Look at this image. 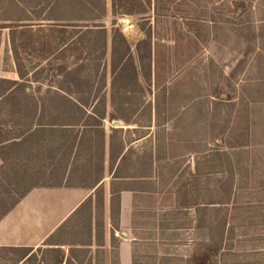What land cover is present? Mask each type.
I'll use <instances>...</instances> for the list:
<instances>
[{
	"label": "rangeland",
	"instance_id": "374dc122",
	"mask_svg": "<svg viewBox=\"0 0 264 264\" xmlns=\"http://www.w3.org/2000/svg\"><path fill=\"white\" fill-rule=\"evenodd\" d=\"M54 1L0 0V77L19 80L12 32L17 42L32 38L31 50L23 46L15 52L36 94L61 86L66 89L67 70L63 66H70L76 57L83 58L87 53L82 42H93L97 37L84 32L104 28L108 97L112 30L122 33L133 54L136 43L150 33V77L147 82L140 78L142 92L132 88L133 103L127 114L137 107L134 102L145 101L147 105L136 114L134 110L129 116L133 123L124 125L119 120L111 122L108 101L104 120L107 133L111 127L123 128L126 140L140 157L153 152L156 158L154 176L146 187L157 194L136 198L132 235L147 240L135 246L134 263L193 264L186 259L207 255L199 244L201 237L196 238L192 230L196 222L200 223L194 209L187 211L185 219L174 208L165 209L177 184L187 177L188 167L196 162L198 171L193 177L197 190H206L198 191L201 201L222 198L216 194L232 185L229 203L214 205L225 214L215 210L205 216L215 224L216 218L226 219L228 235L224 248L208 261L264 264V0H150L145 13L131 15L112 13L111 0H83V7L76 0V7L52 10L49 7ZM22 30L31 34L25 38L26 31ZM69 35L76 38L73 46H79V51L72 52L75 47L66 44ZM89 50L93 51L92 47ZM115 111L122 113L116 104ZM43 183L53 184L54 180ZM96 215L98 218L99 212ZM87 216L85 209L84 216L70 221L47 244L33 249L38 258L45 259L44 263L37 259L36 264H54V255L44 251L51 245L59 246L66 258L71 244L84 242L80 224ZM171 217L175 218L174 225H169ZM181 223L185 228H178ZM50 226L39 223V233ZM170 226L173 229H168ZM97 243H102L101 239ZM111 245L113 264L117 244ZM72 250L79 264H104L102 248ZM18 255L16 251H1V264H10Z\"/></svg>",
	"mask_w": 264,
	"mask_h": 264
},
{
	"label": "trees",
	"instance_id": "16d2710c",
	"mask_svg": "<svg viewBox=\"0 0 264 264\" xmlns=\"http://www.w3.org/2000/svg\"><path fill=\"white\" fill-rule=\"evenodd\" d=\"M78 1L77 5L86 6L83 0ZM76 3V0H70V2L55 0L49 8L59 9L66 5L76 7ZM149 3L150 0H111V10L114 14H143L148 10ZM88 4L90 6L91 1ZM22 31H26L25 38L31 34L29 30ZM87 33L94 34L93 38L97 35L93 42H82L87 54L84 53L83 58L76 57L70 66L64 65L62 68L67 70L64 84L68 87L63 89L60 85L62 88L57 90H46L41 94H36L30 86L31 79L25 78V73L18 65L16 56L19 47L24 46L29 50L34 47L32 38L22 43L17 42L12 32L10 39L13 44L12 52L16 58V72L19 80L0 77V159L2 161L0 165V220L31 189L36 187H53L69 183L82 187H95L96 197L99 196L101 200L102 187L97 185L103 178L106 138L108 141V171L112 178L110 182L112 205L119 201L120 191L126 186L124 182L126 179L143 176L138 172L144 173L146 177L153 172L156 160L153 153L140 157L126 140L127 133L123 131V128L111 127L107 133L104 126V120L108 115V101L111 107L109 114L111 122L119 120L124 125L133 123L129 116L134 110L136 114L140 108L147 105L145 101L134 102L136 104L133 106L139 107H136L137 109L133 107L129 115L127 114L129 105L133 103L130 102L132 88H137L134 90L142 92L144 87L140 78H144L147 82L150 77V33L146 32L144 38L136 43L133 54L122 33L116 29L112 30L109 59L111 78L108 97L105 59L107 32L104 28H94L87 29L84 34ZM69 36L70 40L66 41V44L75 47L71 50L72 52L79 51V46H73L76 44V38ZM91 47L93 51L89 50ZM98 74H100L99 77ZM115 104L120 107L121 115L115 113ZM223 155L219 154V156ZM225 158L229 162L228 154ZM181 176L178 177L181 179ZM50 179L54 180L53 184L43 183ZM231 188V184L222 187L220 189L222 194H216L222 198L205 202L200 200L198 191L206 190H197L198 185L194 177H184L178 184V189L175 191L176 207L173 211L185 219L187 211L194 209V214L199 216L200 223L196 222L192 230L195 231L196 238L201 237L202 242L199 244L208 252L204 256L187 258L188 263L217 264L209 262L208 257L215 258L228 241L226 219L216 218L214 219L215 224L211 219L207 220L208 217L205 216L206 213L215 210L225 214L222 208H214V205L222 207L229 203ZM90 202L91 197L84 202V205ZM113 214L115 215V212L112 213L115 227L117 218L113 217ZM84 220L86 222L81 223L80 226L83 225L86 240L82 243L71 244L72 248L68 250L66 258L63 257L64 251L59 246L51 245L44 249L54 255V264H74L73 262L79 264L72 249L90 245L92 232L96 237L99 236L102 228L99 217L95 218L94 226H92L90 212ZM174 220L175 218L171 217L169 225H174ZM189 223L193 222L189 221ZM181 225L178 228H185L182 223ZM65 226V224L61 225L58 232ZM168 229L173 228L170 226ZM72 245L79 247L75 248ZM32 250L30 247L0 246V252H18V256L10 259L12 261L10 264H36L37 259L44 263L45 259L38 258ZM114 257L116 258V253ZM1 260L0 257V264ZM164 260L168 259L164 258Z\"/></svg>",
	"mask_w": 264,
	"mask_h": 264
},
{
	"label": "crops",
	"instance_id": "0c3cea01",
	"mask_svg": "<svg viewBox=\"0 0 264 264\" xmlns=\"http://www.w3.org/2000/svg\"><path fill=\"white\" fill-rule=\"evenodd\" d=\"M154 156L155 154L153 153ZM1 164L2 161L0 159ZM188 168L189 171H185L187 177H193L194 173L196 174L198 171L196 162L193 163L192 167ZM154 169L150 176L146 177L144 173L138 172V174L143 176L126 179L124 181L126 186L125 188L123 187L119 194V201L112 205L110 193L112 178L108 171V141L106 138L103 178L97 185L102 187L101 200L99 196L96 197L95 187L66 184L33 188L0 220V246L36 249L47 244L48 239L57 235L61 225H67L70 221L76 218L79 219L80 215L84 216L86 209L88 214L90 212L92 215V226H94L98 212L99 220L102 222L101 233L96 237L92 232L90 245L86 247L90 248L93 246L94 248L104 249L106 254L104 256V264H111V244L116 243L115 263L135 264V246L138 242L147 240L146 238H136L132 235L134 216L138 209L136 198L140 195L157 194L146 187L147 181L154 176ZM173 176L176 177V173ZM176 189H178V186L172 192V199L169 205L165 207L166 210L175 209L176 207ZM89 197H91V202L84 205V202ZM114 212L115 215L113 214V217L116 216L117 218L115 227L114 219L112 218V213ZM39 223H51V226L48 230L39 233ZM114 237H118V242ZM98 239H101L102 243L98 244Z\"/></svg>",
	"mask_w": 264,
	"mask_h": 264
},
{
	"label": "water",
	"instance_id": "95a60500",
	"mask_svg": "<svg viewBox=\"0 0 264 264\" xmlns=\"http://www.w3.org/2000/svg\"><path fill=\"white\" fill-rule=\"evenodd\" d=\"M118 124H120V122H117Z\"/></svg>",
	"mask_w": 264,
	"mask_h": 264
}]
</instances>
